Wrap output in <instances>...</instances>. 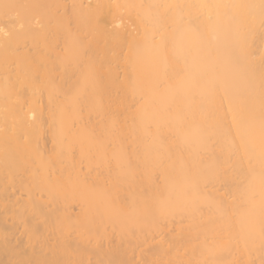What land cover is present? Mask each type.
Masks as SVG:
<instances>
[{"label":"bare ground","instance_id":"obj_1","mask_svg":"<svg viewBox=\"0 0 264 264\" xmlns=\"http://www.w3.org/2000/svg\"><path fill=\"white\" fill-rule=\"evenodd\" d=\"M0 264H264V0H0Z\"/></svg>","mask_w":264,"mask_h":264}]
</instances>
